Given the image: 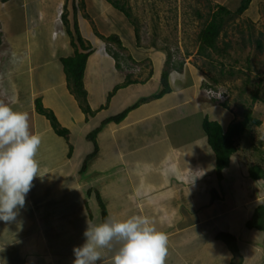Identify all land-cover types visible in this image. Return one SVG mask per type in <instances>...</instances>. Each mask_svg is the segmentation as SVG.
Instances as JSON below:
<instances>
[{
    "label": "crops",
    "instance_id": "obj_1",
    "mask_svg": "<svg viewBox=\"0 0 264 264\" xmlns=\"http://www.w3.org/2000/svg\"><path fill=\"white\" fill-rule=\"evenodd\" d=\"M26 3L24 0L23 4ZM84 5L88 17L77 9L76 14H68V19L71 27L76 19L83 38L91 44L83 82L93 115L87 116L82 111L67 86L61 57L73 55L75 49L66 27L62 30L59 25L50 26L51 20L41 16L43 8H40L34 13L24 10L27 18L22 20L24 34L19 32L17 40L4 31L6 40L16 49L29 51L17 59L20 65L17 75L22 82L14 87L15 96L13 90L8 95L12 97L6 104L28 114L29 130L40 135L41 144L36 153L40 177H34L24 209L14 222L0 221V257L7 264H44L42 255L50 253L56 259L51 264H72V249L83 243L87 222L94 225L109 216L122 220L141 215L168 236L165 264H230L232 252L215 238L221 230L235 235L242 264H264V235L254 228H243L236 221L241 207L251 208L243 221L255 208V198L247 193L248 185L242 190L238 185L246 175L226 171L231 161L221 180L216 174L215 153L202 127L207 109L214 105L203 97L202 89L209 83L205 72L185 59L181 67L171 68V90L153 97L163 87L166 51L140 46L134 24L107 0H84ZM52 11L55 21L58 20L60 14H56L54 7ZM18 21L19 18L13 22ZM42 32H47V36ZM97 32L118 35L126 48L124 55H131L137 63L127 59L118 68L108 52V47L114 50L115 43L104 41ZM128 73L137 82L119 87L109 97ZM38 97L45 108L54 112L60 125L69 130L68 138L58 135L49 119L37 112ZM143 98L149 99L132 108L121 121H109L102 126L96 135L98 150L82 169L94 150V142L87 135L104 119ZM228 124L221 123L225 129ZM235 168L244 166L236 162L231 171ZM122 179L131 187L128 202H118L114 213L109 212L100 187L104 183L116 190ZM97 193L105 204V217ZM220 216L226 217L222 225L214 222ZM192 230H200L202 237H206L204 240L214 246L211 250L220 251L221 255L206 258L205 245L202 253L190 251L188 246L197 237L190 234ZM62 246L66 251L60 253ZM118 247L113 243L101 250L103 264H110ZM35 254H40L39 262L31 257ZM65 257L67 260H63Z\"/></svg>",
    "mask_w": 264,
    "mask_h": 264
},
{
    "label": "rangeland",
    "instance_id": "obj_2",
    "mask_svg": "<svg viewBox=\"0 0 264 264\" xmlns=\"http://www.w3.org/2000/svg\"><path fill=\"white\" fill-rule=\"evenodd\" d=\"M8 1L0 0V101L3 103H7L6 100L8 103L10 102L12 96L8 95L12 94L13 90L15 96L17 93H15L14 87L22 82V79L17 75L19 74L17 70L20 68L17 62L18 57L29 54L28 48L16 49L10 41L6 40L8 36L17 40L15 36L20 34L19 32L24 34L22 31L25 28L23 21L27 19L24 10L34 13L43 8L41 16L46 20L48 18L51 20V25L50 23L47 25L53 28H57L59 25L62 30H65V23L61 17L63 11L67 10L68 14H72V12L76 14L77 9H80L85 13V7L82 8L81 0H25L27 2L25 5L23 4L24 0ZM240 2L241 0H128L132 21L139 29L138 44L140 46L143 44L165 50L167 59L170 57L172 64L180 63L185 59L190 60L195 67L205 72L208 84H212L209 75L219 79V83L216 84L219 90L218 94H215L216 99L211 98L213 95L205 88L202 89L203 97L214 104L207 109L209 118L226 125L229 123V119H241L244 112L250 109L251 114L261 120L260 125H251L250 135L252 137L243 135L237 139L239 151L231 157V164L226 169L232 175L234 173L243 175L242 172H244L246 176L240 179L238 185L240 190L248 185L247 193L251 198H255L256 206L264 199V179L250 177L248 167L250 164L258 163L264 168V0H251L249 7L241 15H232L226 18L218 39L219 51L207 49L199 52L198 50L199 32L211 19L217 6L224 5L231 11H235ZM45 7L48 10H44ZM52 7L55 8L57 15L60 14V18L58 17L59 19L56 21ZM17 18L20 21L14 23L13 21ZM43 28H47V26H43ZM84 28L87 29L86 26ZM4 31L8 35L7 37ZM57 32L59 33V31ZM44 33L46 37L48 33L42 32V34ZM258 40L262 44L261 47L258 46ZM225 43H228V47H225ZM224 48L225 51L222 52L221 49ZM116 49L115 45L114 50ZM155 62L161 64L160 61ZM256 92L257 98L254 99ZM225 101L228 104L226 107L222 105V102ZM236 162L240 163V166H244V169L235 168L231 171L233 163ZM238 185L234 184L237 187ZM115 188L116 190L112 185L104 186V183L100 187L101 195L110 209L109 212L113 213L118 202L127 204V198L131 192L130 184L123 179L118 181ZM240 196H243L241 192ZM222 203L223 201L218 205L221 206ZM249 209L251 210L248 207H241L238 210L239 216L236 217V221L243 228H245L244 222L249 218L243 221L250 212ZM234 216H237L236 212ZM225 219V216L223 218L220 216L214 222L222 225ZM257 232L263 235L261 231ZM201 233L200 230L191 231L190 234L197 237L191 242L188 249L202 253L205 245L204 255L206 258L212 259L215 254L216 256L221 255L220 251L211 250V248L215 249L214 246L210 241L204 240L206 237H202ZM189 250L187 251L190 252ZM65 251V246L59 249L60 253ZM42 256L46 260L44 264L56 261L50 253ZM31 257L37 262L41 259L40 254ZM63 260H67V258L65 257Z\"/></svg>",
    "mask_w": 264,
    "mask_h": 264
},
{
    "label": "trees",
    "instance_id": "obj_3",
    "mask_svg": "<svg viewBox=\"0 0 264 264\" xmlns=\"http://www.w3.org/2000/svg\"><path fill=\"white\" fill-rule=\"evenodd\" d=\"M107 1L111 3L115 8L122 11L134 24L137 42H139L140 40L139 29L137 25L132 21V17H131L132 15L130 11L131 9L128 4V0H107ZM250 2L251 0H241L240 5L237 7L235 11H231L224 5H218L216 11H214L211 16V19L199 32L198 35L199 52L205 51L207 49H214L216 51H219L218 39L223 30L226 18L232 15H241L249 7ZM81 4H82V8H84L85 7L84 0H81ZM84 16L88 17L86 12L84 13ZM61 17L63 19V22L65 23L67 32L71 37V44L75 49L73 55L61 57V62L63 64V69L67 79V86L69 91L78 100L79 106L82 109V111L87 116L93 115L94 111L90 108L88 104L87 91L84 87V82H83L87 58L91 52V44L88 43L83 38L76 19H74L72 27L70 26L67 10L66 12L65 11L62 12ZM97 35L106 42L115 43L117 49L113 50L110 47H108L109 48L108 52L115 58L116 66L118 68H121L122 67L121 62L127 59H130L134 63H137V61H135L131 55H124V51L126 48L123 46L122 41L120 40L118 35L110 34L108 36H105L100 34L99 32H97ZM261 45L262 44L260 40H258V46L261 47ZM225 47H228V43H225ZM221 51L224 52L225 48L221 49ZM170 61L171 59L170 57H168V59L165 62V68L162 72V76H161V82L163 86L162 90L160 91L159 94L154 95L153 97H157L158 95H162L171 90L169 84V74L171 68L181 67L183 64V61L177 64L175 63L172 64ZM209 78L212 81V84H207L205 85V87H214V86L216 87V84L219 83V79L216 76H210V75ZM135 82H137V79L134 78L132 74L128 73L125 81L116 85L114 87V90L110 93L109 97L119 87H123ZM257 92L254 94V99L257 98ZM147 99L149 98H143L134 105L125 108L120 113L104 119L97 128H95L87 135V137L94 142V150L87 156V158L83 162L82 169L86 168L88 159L93 157L98 150L96 135L99 132V130H101L102 126H104V124L109 121H114V122L121 121L132 108L138 106L140 102ZM35 103H36L35 106L37 112L45 115L49 119L54 131L58 135L68 138L69 130L66 127L60 125L54 112L48 108H45L39 97L36 98ZM222 105L224 107L228 106L226 101L222 102ZM261 123L262 122L260 119L254 117L251 114L250 109L244 112L241 119L231 121L227 125L226 129L217 120H212L208 116L204 117L202 122V127L207 135L208 143L215 153L216 174L219 180L223 178V170L229 166L231 157L239 150V144L237 142V139L241 138L243 135H248L249 137H252V135H250L251 125L252 124L260 125ZM248 171L250 177H252L253 179H261V178L264 179V168L260 164L258 163L250 164L248 167ZM215 194H216L215 191H213V198L216 197ZM97 199L101 207L102 214L105 217L107 215L106 207L99 193H97ZM245 226L250 229L254 228L256 230H259L264 235V199L255 206L251 216L246 220ZM215 238L223 241L232 252L233 260L230 264H242L243 257L240 254V250L235 235H233L228 231L221 230L216 233ZM263 252H264V238H263Z\"/></svg>",
    "mask_w": 264,
    "mask_h": 264
},
{
    "label": "clouds",
    "instance_id": "obj_4",
    "mask_svg": "<svg viewBox=\"0 0 264 264\" xmlns=\"http://www.w3.org/2000/svg\"><path fill=\"white\" fill-rule=\"evenodd\" d=\"M40 144V135L29 130L28 114L0 102V221L14 222L24 209L33 179L40 177L36 159ZM83 237V243L72 249V264H103L101 250L113 243L119 247L110 264H165L168 253L167 234L141 215L87 222ZM0 260L7 264L5 258Z\"/></svg>",
    "mask_w": 264,
    "mask_h": 264
},
{
    "label": "built area",
    "instance_id": "obj_5",
    "mask_svg": "<svg viewBox=\"0 0 264 264\" xmlns=\"http://www.w3.org/2000/svg\"><path fill=\"white\" fill-rule=\"evenodd\" d=\"M205 89L207 90V91H209V93H211L213 96H211V98H213V99H216L215 98V94H218V92H219V90H218V87L216 86H214V87H205Z\"/></svg>",
    "mask_w": 264,
    "mask_h": 264
}]
</instances>
